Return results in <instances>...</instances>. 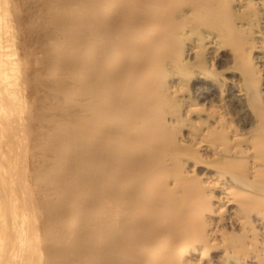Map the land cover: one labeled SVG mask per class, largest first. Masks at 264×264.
Returning <instances> with one entry per match:
<instances>
[{"label": "bare ground", "instance_id": "obj_1", "mask_svg": "<svg viewBox=\"0 0 264 264\" xmlns=\"http://www.w3.org/2000/svg\"><path fill=\"white\" fill-rule=\"evenodd\" d=\"M0 264H264V0H0Z\"/></svg>", "mask_w": 264, "mask_h": 264}]
</instances>
